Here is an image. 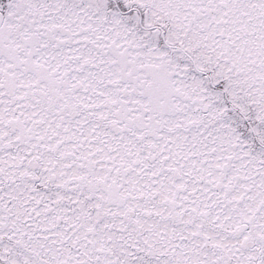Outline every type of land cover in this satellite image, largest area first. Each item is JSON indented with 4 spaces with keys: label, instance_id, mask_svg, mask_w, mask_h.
Wrapping results in <instances>:
<instances>
[{
    "label": "snow or ice",
    "instance_id": "1",
    "mask_svg": "<svg viewBox=\"0 0 264 264\" xmlns=\"http://www.w3.org/2000/svg\"><path fill=\"white\" fill-rule=\"evenodd\" d=\"M0 264H264V0H0Z\"/></svg>",
    "mask_w": 264,
    "mask_h": 264
}]
</instances>
